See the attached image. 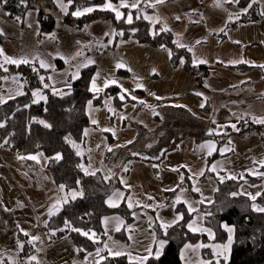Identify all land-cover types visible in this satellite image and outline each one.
Wrapping results in <instances>:
<instances>
[{
    "label": "crops",
    "instance_id": "crops-1",
    "mask_svg": "<svg viewBox=\"0 0 264 264\" xmlns=\"http://www.w3.org/2000/svg\"><path fill=\"white\" fill-rule=\"evenodd\" d=\"M140 1L138 0V3ZM219 2L220 6H216L217 0H164L163 3L147 0L149 6L155 4V7L150 6L153 13L146 15L150 17L147 21L155 24L158 20L168 29L178 48L191 49L193 65H204L208 68L209 73L203 82V88H200L195 77L184 72L180 65L176 68L171 66L170 51L167 48H152L147 44L123 40L120 32L114 29L111 19L101 18L93 21L107 20L110 26H106V31L101 37L97 35L93 37L96 40L101 39L102 44L107 46L100 47L97 51L98 55L93 63L95 71L89 89L93 77L99 72L97 85L103 87L106 79L116 80L117 84H110L109 87L119 89L117 98L124 101L119 98L120 95H124L128 102L118 110H115L111 97L105 98L97 107L92 104L89 108L87 103L89 126L83 131V137L89 172L100 173L107 182L110 175L102 162L105 152L131 144L136 137L135 126L153 128L152 111L159 106L184 108L196 117L210 120L215 127L216 135L227 128L233 130L230 125L237 126L244 119L252 121V117L264 118V67H260L264 65V14H262L264 0H256L251 8L247 7V12L239 8L237 3L225 0ZM128 9L133 10L130 7ZM103 10L110 11L115 16L113 11ZM251 10L257 11L260 18L256 21L240 22L239 19ZM234 22H237L234 27L229 26ZM83 28L71 29L79 31ZM178 44H183L184 47H179ZM200 60L206 63H199ZM241 60L245 63H232ZM118 62H122L125 67L117 69L115 65ZM239 67L244 69H236ZM138 83L144 87L137 88ZM107 88H103L99 93L90 92L100 94ZM124 89L127 92H124ZM133 96L136 97L135 100L132 99ZM201 104L204 106L201 107ZM206 105H210L209 113L203 111ZM138 106L141 108L137 109ZM109 108L113 111H109ZM92 119H95L97 124H93ZM125 121L126 126L123 127ZM107 135L112 138V144L107 141ZM237 139L243 143V149L237 155V163L255 153L253 156L255 158L247 167L237 169V182L249 176L254 177L253 172L264 173L262 169L264 165L261 164V161H264V140L255 132L237 136ZM246 141L251 142L246 144ZM207 142L214 141L196 143L191 138L185 139L175 150L167 153L157 166L139 161L131 162L132 177H129L127 183L131 188L128 202L131 201L132 208L143 209L147 205L150 211L155 210L163 205L166 194L175 192V195L170 197L174 201L177 195L185 198L191 193L195 194L192 191L193 186L204 184L205 188L215 187V179L224 173V167L227 165L218 163L222 156L219 152L221 147H218L216 142L214 143L217 150L213 151L211 156L208 155L206 148L200 147ZM215 154H219V157L207 164L205 159ZM26 160L33 164L25 166L18 156L0 148V262L2 264L87 262L88 256L83 260L75 258V250L68 240L63 238L51 241L44 230L48 219L58 213L50 216L49 209L57 200L62 202L67 196L54 184L46 169L48 158L39 156V162ZM214 163L216 171H209ZM201 170L204 171V175H195ZM181 175L184 177L183 183H180ZM259 177L262 181L261 176ZM239 188L240 186L237 189ZM195 196L197 199L206 198L203 204H209L212 200L206 195ZM62 205L63 203L58 207L61 209ZM114 218L118 217L109 218L107 225L105 220L103 221L104 231L107 228V239L114 238L113 234L116 232ZM24 232L29 235H24ZM19 236H23L27 242L32 241L34 236L39 237V240L30 243L36 244L35 250L28 255H22L17 244ZM31 256H36L37 259L30 261Z\"/></svg>",
    "mask_w": 264,
    "mask_h": 264
},
{
    "label": "trees",
    "instance_id": "trees-1",
    "mask_svg": "<svg viewBox=\"0 0 264 264\" xmlns=\"http://www.w3.org/2000/svg\"><path fill=\"white\" fill-rule=\"evenodd\" d=\"M106 2L108 0H73L67 15L61 11L56 0H26V4H22L21 0H7V3L0 0V9L9 18L15 20H17L16 17L22 19L28 11H35L41 36L52 32L58 16L64 25L77 29L83 28L97 19H111L114 29L123 33L121 35L123 40L147 44L152 48H167L172 54L170 57L171 66L176 68L180 65L182 70L194 76L197 85L203 88V82L209 73L208 68L204 65H193L191 51L178 48L172 35L168 31H161L164 26L160 22L151 24L143 18L153 13V9L147 4V0H141L138 9L123 8L121 20H117L110 11L103 10V5ZM110 2L118 5L120 0H110ZM127 2H133V0H127ZM250 2L251 0H239L237 6L245 9ZM64 3H67V0H64ZM85 7H93L95 10L80 17L71 15L77 8L83 9ZM129 14L132 15V23L130 24L126 22ZM259 18L257 11L251 10L243 15L239 21H256ZM236 24L237 22H234L229 26L234 27ZM1 43L2 36L0 35V45ZM32 67V65H20L19 67L9 65L6 67L7 71L0 68V82L13 75H19L25 93L0 104V122L6 124L4 128H0V145H3L0 148L19 158L37 154H42L48 158L46 169L58 188L60 185H64L62 193L66 194L69 202L63 204L60 211L48 219L44 230L51 241L63 238L68 240L75 250V258L79 260H83L89 254L96 252L97 247L103 246L104 239L107 237L103 227L105 218L118 217L124 220L122 229L115 232L113 237L121 242L129 241L130 235L128 236L129 231L127 229L133 231L134 214L141 209V207L129 208L127 203L131 195V188L127 183L129 177H132L131 162L139 161L157 166L167 153L175 150L180 142L188 138L193 139L196 143L212 140L216 142L218 147L227 144L231 136H245L252 132L264 140V125L254 123L249 119L239 122L236 126L239 131L227 128L221 134L216 135L215 127L210 120L196 117L184 108L159 106L152 111L153 128L135 126L136 137L131 144L105 152L102 162L110 175L106 182L100 173L86 175L78 167L82 164L84 168H87L83 137V131L89 126L86 105L91 100L92 104L97 107L102 104L105 98L111 97L115 110H118L124 103L128 102V98L120 101L117 98L119 89L113 86L108 87L100 94H92L89 91V83L95 71L94 65L80 71L79 78L71 83L70 90L68 87L60 89L64 93L70 91V94L63 96L54 95L51 87L43 88L39 76H44V83L49 84L48 70L41 69L35 64L39 70L37 73L32 70ZM37 89H42L43 94L47 97L46 102L42 100L39 103H32L34 99L32 92ZM25 105H29V107H25ZM140 108L138 106L137 109ZM203 111L209 113L211 111L210 105H206ZM38 120H44L51 125V128H45L36 122ZM124 126H126V121L123 123ZM210 131L212 132L211 135L209 134ZM68 136L78 145L81 153L79 156L76 154L77 149L66 142L65 137ZM5 141L8 142L5 143ZM107 141L112 144L110 135H107ZM57 153L62 156L59 161L52 159ZM216 157H219V154L206 158L205 161L208 164ZM22 163L25 166L30 163L33 164L26 159H22ZM125 168L128 170L125 171ZM220 176L215 179L218 198L216 197L209 205L201 204L198 209L201 213L210 211L213 214L204 223L206 227L212 228L215 233L214 238H209L206 234L190 232L186 223L194 217V213H188V209L183 203L176 204L173 211L183 214V220L180 221L179 226L168 229L167 237L163 235V232L158 231L159 238L167 239L168 243L159 259L154 256L149 257L145 264H181L180 253L185 244L226 242L228 233L222 227L225 223L235 229L228 264H264V213L252 210L250 206L253 201L249 198L240 194L231 195L233 192H238L239 186L257 183L261 179L260 177L249 176L239 182L233 179L219 182ZM185 180L188 183L186 175ZM73 191L82 192L83 195H77L75 199H72L71 193ZM113 193H123L120 201H118L119 199L115 200L118 205L116 207H111L108 204ZM173 195L175 192L166 194L162 207H157L152 211L161 212L167 206H171L173 200L170 197ZM219 198L220 200H218ZM113 199L115 198L113 197ZM255 203L264 206V192L257 197ZM65 221H68L74 228L83 231L91 230V232L96 233L100 238V243H94L93 240L79 232L65 228ZM59 229H63V231ZM53 232L55 235L52 234ZM18 240L23 244L22 255H28L35 250L36 244H30L23 236H19ZM202 253L204 257L214 259L209 248L202 249ZM101 255L107 257L106 260L101 261V264H135V261H130L125 255L111 257L107 251ZM221 264L224 262L221 261Z\"/></svg>",
    "mask_w": 264,
    "mask_h": 264
},
{
    "label": "rangeland",
    "instance_id": "rangeland-1",
    "mask_svg": "<svg viewBox=\"0 0 264 264\" xmlns=\"http://www.w3.org/2000/svg\"><path fill=\"white\" fill-rule=\"evenodd\" d=\"M29 13H31V15H29ZM107 25L110 26L109 21L100 20L98 22H93L87 27L78 31L73 30L68 26L64 25L61 21L60 16H58L52 32L48 35L41 36L35 11H28L25 16L18 21L9 18L7 14L0 9V29H2L4 33L3 35H1L2 43L0 45V48H3L5 55L9 57H28L29 59H32L33 57H39V59H42L46 63L50 64L52 67L44 69L49 71V77H51V79H49V85L52 90H60L67 87L65 81H70L71 83L75 81L71 79V74L77 71V65L86 62V59H91L94 62L96 61L98 55L97 51L101 47L100 45L103 44L101 39L96 40L93 37H95V35L101 37V35L105 33L104 31H106ZM53 33L55 34V39H50L49 37ZM77 52H81L82 55L76 56ZM61 57H63V59H61ZM0 63H3L2 57H0ZM35 64H37L39 67L38 62H36ZM9 65L12 64H5L4 67L6 68ZM82 69L84 68L79 69V75ZM13 77L18 78L19 84H23L19 75H13L7 79H3L0 82V96H3L6 101L8 100L9 95H14V97L17 96L15 95V93L17 92L19 85L18 83L13 81ZM229 141H231L230 145L229 143H227L221 148L227 146L232 148L233 150L225 152L223 155H221V160L218 162L220 164H224V166L227 165L224 167V174L221 175V177L225 178L223 182L229 179V176L235 177V179L233 180L237 181V169L240 167H247L250 164L251 160L255 158L253 157L255 153H252L253 155H251L250 158H242L237 163V155L241 153V150L243 149V143H241L242 141H238L237 136H231L228 142ZM250 142L251 141H246V144H250ZM38 155L40 156V158H44L43 155ZM213 165H215V163ZM256 173L253 174V176H261L262 181L252 184L241 185L238 189V194L249 198V196L247 195L249 193L255 195L257 192H260L261 194L264 192V175ZM198 187L200 188L201 192H195V194L191 193L185 198H183V200H186L188 201V203L193 204V206L197 209H199L201 204L195 202L200 201L202 198L197 199L196 197H194V195L198 194L200 196L202 193L203 196H210L209 198L212 199V202L218 196L217 184H215V187L209 186L205 188L204 184L199 185ZM218 200H220V198ZM172 205L173 204H171V206H167L161 212L157 213L153 212L152 210L150 211L148 207L144 206L143 209L141 208L139 211H137V213L134 214L135 229L132 231L131 229L129 230L126 228L127 231H129L128 236L130 235L128 242H121L116 240L115 238L107 239L106 237L104 239V243H108V245L114 250L121 249L124 252L129 253L133 258L138 260L140 257L147 254V248L151 247L153 248V250H155L156 245L153 244L152 233L153 231H155L156 236L159 238L158 231L160 230L161 232H163V230L157 226L160 220L171 222L174 219L176 213L173 211L174 207ZM184 205L187 207L186 204ZM195 215L196 214L194 213V217ZM157 216H159L160 220H157ZM122 221L125 222L124 220ZM203 226L206 227L204 222ZM193 233L208 235L207 233L200 232ZM201 243L202 242H199L198 244ZM203 244L212 245L221 243L211 242ZM196 245L193 246L195 247ZM184 246L181 250V253H184V258L181 257L180 253L181 264H185L186 259H191L192 261H197L201 259L211 260L204 257V254L202 253V249L204 248L197 250H185ZM208 248L212 252L211 247ZM126 256L128 257V255ZM96 259H98V257L95 256V252L91 253L86 258L87 262H82V264H94V261Z\"/></svg>",
    "mask_w": 264,
    "mask_h": 264
},
{
    "label": "snow or ice",
    "instance_id": "snow-or-ice-1",
    "mask_svg": "<svg viewBox=\"0 0 264 264\" xmlns=\"http://www.w3.org/2000/svg\"><path fill=\"white\" fill-rule=\"evenodd\" d=\"M4 3H7V0H3ZM164 0H156V3H163ZM225 2H233V3H238L239 0H225ZM22 4H26V0H21ZM56 3L58 4V6L60 7L61 11L67 15L68 14V8L69 6L73 3V0H67V3H64V0H56ZM256 3V0H251V3H249L248 8L252 7V4ZM151 7H155V4H151ZM216 6H220V2L219 0H217V5ZM131 8V9H138L139 8V3L138 0H133V2L131 4H129L127 2V0H120L118 5H114L110 2V0H108V2H106L103 5V9H108L111 10L115 13V18L117 20H121L123 17V13L119 10L120 8ZM95 9L93 7H85L83 9L81 8H77L76 11L72 12L71 15L74 17H80L83 16L87 13H91L93 12ZM247 8L243 9L244 12H247ZM264 14V13H262ZM29 15H31V13H29ZM144 19H150V17L148 16H144ZM16 19L19 21L20 17H16ZM176 19H180L179 17H176ZM229 20H231V15L229 16ZM126 22L127 23H132V15L129 14L126 18ZM158 22V20H157ZM31 26V25H29ZM168 29L164 28L161 29V31H167ZM221 31H223V29H221ZM3 30L0 29V35H3ZM39 35V33H38ZM106 35H115V33H106ZM120 35H123V33H120ZM50 39H55V34H51ZM197 43H199V41H197ZM238 43V42H237ZM101 47H106L107 45H100ZM179 47H184L183 44H178ZM191 50V49H189ZM82 55L81 52H77L76 56H80ZM171 52H169V56H171ZM0 57L3 58V63H0V68L4 69V71H7V68L4 67L5 64H12V65H16L17 67H19L20 65H32V70L34 72H39V70L35 67V63L38 62L39 63V68L41 69H48L50 67H52L50 64L46 63L44 60L39 59V57H33L32 59H29L28 57H21V58H13V57H9L7 55H5L3 48H0ZM74 58V57H73ZM61 59H63V57H61ZM183 63V61H181ZM95 63L93 60L91 59H86V62H83L79 65H77V71L71 74V79L72 80H76L79 78V69L80 68H87L89 65ZM199 63H206V61L204 60H200ZM233 64L235 63H245V61L241 60V61H232ZM115 67L117 69L123 68L125 67V65L122 62H118ZM260 67H264V65H261ZM129 71H131V69H128ZM155 71V70H154ZM99 77V72H97V74L93 77L92 81H91V87L89 89V91H92L94 93H99L103 90V88H107L109 87L110 84H117V81L112 79V80H105L103 87H100L97 85V79ZM7 79V78H5ZM48 79H51V77H48ZM39 80L43 85L44 89H47L50 87L49 84L44 83L45 81V77L40 75L39 76ZM13 81L18 83L19 88L17 90V92L15 93V95H24L25 93L22 90L23 88V84H19V80L16 77H13ZM26 83V81H25ZM66 86L69 88V90L71 89V82L70 81H65ZM137 88H143V84H137L136 85ZM124 92H127L126 89L123 90ZM53 94L54 95H68L70 94V91L68 93H64L62 90H58V89H53ZM197 95H200V93H197ZM32 96L34 97L32 103H39L40 101H47V97L43 94L42 89H37L35 91L32 92ZM95 98V97H94ZM121 100H124V95H120L119 97ZM8 99H14V95H9ZM133 100L136 99V97H132ZM157 99H159V97H157ZM6 103V100L3 96H0V104H4ZM107 103V101H106ZM141 103H143V101H141ZM88 106L89 108H91L92 106V101L89 100L88 101ZM204 105L201 104V107H203ZM25 107H29V105H25ZM19 110V109H18ZM109 111H113L111 108L108 109ZM252 121L254 123L257 124H261L264 125V118H256V117H252ZM37 123L43 125L45 128H51V125L46 123L44 120H38L36 121ZM93 124H97V121L95 119H92L91 121ZM6 126L5 123L0 122V128H4ZM231 128L233 130L239 131V129L236 128L235 124L230 125ZM224 127V126H221ZM103 131H110L109 129H103ZM209 134L211 135L212 132L210 131ZM85 135H87V131H85ZM65 140L67 143L71 144L73 148L77 149L76 154L79 156L81 153L79 151L78 145L72 141L71 137H65ZM8 141H5V143H7ZM131 143V141L129 142ZM229 145L231 144V141L228 142ZM3 145H0V147H2ZM200 147L202 149H207L208 151V155L211 156L213 154V151H216V145L214 142H207L205 144L200 145ZM233 149L230 147H223L219 149V152L221 153V155H223L225 152L228 151H232ZM109 151H111V149H109ZM42 155V154H40ZM134 155H137L136 153H134ZM21 159H31V160H35L37 162H39V156L38 155H31L28 157H20ZM52 159H54L55 161H59L62 159V156L60 153H57L55 155V157H53ZM261 164L264 165V161H261ZM79 168H81L86 175H95V172H89L87 168H84V166L78 165ZM186 167V166H185ZM128 169L125 168V171H127ZM173 171H178V169H173ZM209 171L215 172L216 171V166L213 165ZM255 174V173H253ZM260 175H264V173H259ZM195 175H204V171L201 170L200 173L195 174ZM191 178V177H190ZM229 179H235V177L233 176H229ZM183 175H181L180 177V183H183ZM225 178L224 177H220V182H223ZM177 187H179V185H177ZM60 190L62 191L64 189V185H60L59 186ZM167 190H171V191H175V189H167ZM192 191L194 192H201L199 187H195L193 186ZM77 195H83V193H77L75 191H73L71 193V198L75 199ZM232 196H237L238 193L233 192L231 193ZM249 196V199L251 201H253V203L251 204V209L256 211V212H261L264 213V206L258 205L257 203H255L256 199L258 196H261L262 194L260 192H257L255 195L252 194H247ZM123 196V193H113V197L115 199H113V197H110L108 200V204L111 207H116L118 206L117 203L115 202V200H118L119 198H121ZM201 196H203V194L201 193ZM149 199H151V197H149ZM206 198H202L200 201H197L195 203H200L203 204L204 200ZM69 202L67 197H64L62 202L61 200H57V202L55 204L52 205V207L49 209V215H55L57 212H59L60 207H58V205H61V203L63 204H67ZM179 203H184L187 205V209H188V213L192 214L195 213V217L190 219L189 222L186 223V227L190 232H200V233H207L209 238H214L215 233L213 232L212 228L210 227H204L203 226V222L205 220H207V218L209 216H212L213 214L210 211H204L203 213L200 212V210H198L197 208H195L193 206V204L188 203V201L183 200L182 195H177L175 200L173 201V207H175L176 204ZM209 203H212V201H209ZM128 207L132 208L133 204L131 203V201L128 202ZM145 207H148L147 205H145ZM162 207V205L160 206ZM116 220V225H115V231L119 232L121 230V226L124 224V222L122 220H120L119 218H114ZM157 220H160L159 216H157ZM183 220V214L177 212L174 216V219L171 222L168 221H163L160 220L158 227L160 229L163 230V235L165 237H167L168 234V229L172 228L173 226H179L180 225V221ZM109 222V218H105V224L107 225V223ZM222 227L224 228V230L228 233V238L227 241L225 243H221V244H212V245H207V244H198L195 247L191 244H185V250H197V249H201V248H208L211 247L212 249V256L214 257L213 260H197V261H192L191 259H186L185 260V264H221V261L224 262V264H228L229 258H230V252L232 249V245H233V233L235 231L234 227L229 226L227 223L223 224ZM65 228L70 229V231L73 232H79L81 235L88 237L90 240H93L94 243H100V238L96 235V233L91 232V230L89 231H83L81 229L78 228H74L71 226V224L68 221H65ZM60 231H63V229H59ZM21 231H23V229H21ZM53 235H55V232L52 233ZM105 235H107V228L105 229ZM24 235H29V233L24 232ZM153 236V244L156 245L155 250H153V248H147L146 249V255L140 257L138 260L133 258L129 253L124 252L121 249H112L108 243H103L102 247H97L96 252H95V256L98 257L99 259L94 261V264H101V261H104L107 259V257L101 255V253H103L104 251L108 252V255L111 257H119L122 255H128V258L130 261L135 260V264H145V262L149 259V257H155L156 259H159L161 256V253L163 252L165 245L168 243L167 239H160L156 236L155 231H153L152 233ZM110 239V238H109ZM35 240H39V237H32V241ZM32 241H29V243H31ZM18 247L22 250L23 249V244L20 243L19 241H17ZM79 251V250H78ZM181 257L184 258V253H181ZM37 258L36 256H31L30 257V261H35ZM0 264H2V262H0Z\"/></svg>",
    "mask_w": 264,
    "mask_h": 264
}]
</instances>
